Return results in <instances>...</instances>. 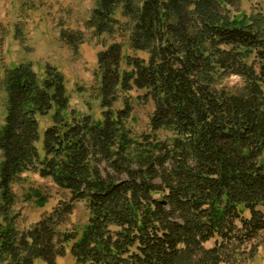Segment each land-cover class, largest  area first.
I'll return each instance as SVG.
<instances>
[{"label":"trees","instance_id":"16d2710c","mask_svg":"<svg viewBox=\"0 0 264 264\" xmlns=\"http://www.w3.org/2000/svg\"><path fill=\"white\" fill-rule=\"evenodd\" d=\"M94 2L86 24L96 35L114 32L118 11L132 23L133 54L117 42L98 53L100 119L71 107L56 66L6 71L0 264L68 254L73 264H236L225 245L257 240L264 250V14L232 21L219 0ZM61 38L76 50L83 35ZM231 76L240 88L222 84ZM133 90L154 104L142 134ZM27 173L50 178L69 202L20 229L13 184ZM77 202L86 225L62 231Z\"/></svg>","mask_w":264,"mask_h":264},{"label":"rangeland","instance_id":"374dc122","mask_svg":"<svg viewBox=\"0 0 264 264\" xmlns=\"http://www.w3.org/2000/svg\"><path fill=\"white\" fill-rule=\"evenodd\" d=\"M230 1L219 0L224 8L222 12L232 21L245 20L257 12L264 14V0ZM94 7V0H0V128L5 116V74L11 67L21 63H32L39 73H42L47 63L56 66L65 76L71 107L83 113L91 112L100 119L97 56L114 42L122 45L125 54H133L130 48L132 23L118 11L116 17L119 24L114 32L98 36L86 24ZM64 29L82 33L83 40L78 43L76 50L61 38ZM222 84L236 89L242 86V80L231 76L224 79ZM126 95L131 97L133 103L135 133L148 132L154 111L153 101L142 99L144 91L133 90ZM120 106L121 103H118L117 107ZM48 123L49 120H43L41 129ZM13 190L17 196L15 209L20 214L17 221L20 229L30 228L60 203L69 202L68 193L50 178H41L33 173L24 174L23 180L13 184ZM35 190L47 197L44 206H40L35 197L28 199ZM88 218L89 210L85 202H77L73 213L61 224L60 229H82ZM214 244L212 240L204 247L210 249ZM257 244V240L244 244L233 242L225 245L224 255L230 263L264 264V250L259 246L255 252ZM36 263L47 264L42 260ZM57 263L73 264L74 261L68 254L65 258H59Z\"/></svg>","mask_w":264,"mask_h":264},{"label":"crops","instance_id":"0c3cea01","mask_svg":"<svg viewBox=\"0 0 264 264\" xmlns=\"http://www.w3.org/2000/svg\"><path fill=\"white\" fill-rule=\"evenodd\" d=\"M37 264V263H36Z\"/></svg>","mask_w":264,"mask_h":264}]
</instances>
